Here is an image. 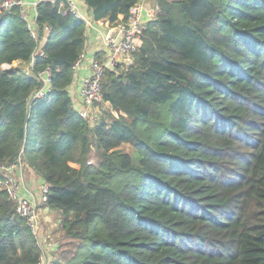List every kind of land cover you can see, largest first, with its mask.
<instances>
[{"label": "trees", "instance_id": "obj_1", "mask_svg": "<svg viewBox=\"0 0 264 264\" xmlns=\"http://www.w3.org/2000/svg\"><path fill=\"white\" fill-rule=\"evenodd\" d=\"M84 1L111 24L139 2ZM156 3L133 66L105 72L98 105L118 116L96 121L75 90L85 22L41 1L35 38L18 7L0 14V66L20 64L0 67V162L22 152L50 185L52 264H264V0ZM16 206L0 190V264H39Z\"/></svg>", "mask_w": 264, "mask_h": 264}, {"label": "built area", "instance_id": "obj_2", "mask_svg": "<svg viewBox=\"0 0 264 264\" xmlns=\"http://www.w3.org/2000/svg\"><path fill=\"white\" fill-rule=\"evenodd\" d=\"M18 7L20 16L26 21L27 28L32 33L33 37H39V25L37 19H32L28 12V3L26 0H0V14L12 12ZM160 7L157 3L148 6L144 2H138L130 9L127 18L121 17V20L116 24H111L107 20L96 21L93 17L85 15L74 0H59V12L62 15L72 14L76 19L83 20L86 24L87 31L95 30L100 34L102 44L104 46V56L99 54L91 60L90 71L83 78L79 89V98L83 103L80 114L85 118L96 121V106L103 102V78L107 70L116 72H127L135 62V54L138 52L143 37L144 31L147 28L148 20L152 21L156 18ZM146 16V20L144 17ZM48 30V27L45 28ZM36 54L44 56L45 53L40 47ZM86 59V52L81 54L79 59L73 66L76 75L82 63ZM18 63L19 62H15ZM2 64L0 67L3 70H10L14 64ZM35 64V57L32 58L27 74H32V68ZM52 72L50 68H46L38 74L43 85L40 89L32 92L31 101L44 99L47 97L51 89ZM109 103H105L107 105ZM23 153L21 152L17 161L10 164L0 162V190H5L9 197L16 202L17 212L23 216L28 223L33 234L39 238L42 230L41 208L39 203H34L23 196V183L17 176L25 166ZM50 194V185L44 183L42 185L41 202L45 203ZM48 252V251H47ZM46 253V251H45ZM44 260L40 259L39 264H52L49 255H44ZM49 256V257H48ZM50 262V263H49Z\"/></svg>", "mask_w": 264, "mask_h": 264}, {"label": "crops", "instance_id": "obj_3", "mask_svg": "<svg viewBox=\"0 0 264 264\" xmlns=\"http://www.w3.org/2000/svg\"><path fill=\"white\" fill-rule=\"evenodd\" d=\"M41 1H57V0H26L28 3V12L32 19H37V4ZM80 10L87 16L93 17L91 10L88 8L84 0H74ZM139 2H144L146 5L151 6L153 1L151 0H139ZM146 20V16L144 17ZM87 43H86V59L82 63L79 72L77 74L76 86L75 90L77 91V95L79 96V89L80 85L83 81V78L89 73L90 71V63L93 58H95L98 54L100 56H104V46L101 41L100 34L95 31L89 29L87 32ZM18 64V63H15ZM17 176L20 178L21 182L23 183V196L29 199L34 203H39L41 208V219L42 222L46 224L52 221L53 213H57L56 210H51L45 207L44 203L41 202L42 196V185L44 184L43 179L36 174L31 168L25 164V166L18 171ZM58 222V221H57ZM42 236H44V228L42 223ZM57 247L56 244H52L48 246V249L53 251Z\"/></svg>", "mask_w": 264, "mask_h": 264}, {"label": "rangeland", "instance_id": "obj_4", "mask_svg": "<svg viewBox=\"0 0 264 264\" xmlns=\"http://www.w3.org/2000/svg\"><path fill=\"white\" fill-rule=\"evenodd\" d=\"M153 1V3H155L156 0H151ZM148 22H150V20H148ZM14 67H20V64H14ZM24 69L26 71L29 70V67L24 66ZM96 112H97V116L100 118V116H104V117H108L109 115H115L118 116V113H116L115 111L111 110L110 104L107 105H98L96 106ZM31 143L33 142V138L30 139ZM123 149L127 152H132L133 149L130 145H124ZM58 216L57 213H53V218L52 221L49 223H43V228H44V236H42V233H40V237L38 238L39 244L41 246V248L44 249V251H42V259L44 260L45 258V254L46 256H52L53 257V253L48 249V246L52 245V244H56L57 241L59 242V233L57 231L58 229ZM42 226V224H41ZM48 250V252H47ZM46 251V253H45ZM45 261V260H44ZM50 263V262H49Z\"/></svg>", "mask_w": 264, "mask_h": 264}]
</instances>
